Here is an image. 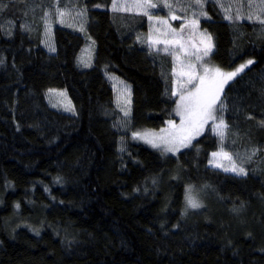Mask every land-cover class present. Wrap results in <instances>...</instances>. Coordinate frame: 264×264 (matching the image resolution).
Returning a JSON list of instances; mask_svg holds the SVG:
<instances>
[{"label": "trees", "instance_id": "1", "mask_svg": "<svg viewBox=\"0 0 264 264\" xmlns=\"http://www.w3.org/2000/svg\"><path fill=\"white\" fill-rule=\"evenodd\" d=\"M113 1L0 0V264H264V23L202 0L210 64L254 63L224 90L223 140L209 126L165 155L134 134L177 120L175 57ZM113 76L131 89L127 115ZM49 91L74 111L53 109ZM219 151L247 174L212 167ZM189 192L201 207L187 208Z\"/></svg>", "mask_w": 264, "mask_h": 264}, {"label": "rangeland", "instance_id": "2", "mask_svg": "<svg viewBox=\"0 0 264 264\" xmlns=\"http://www.w3.org/2000/svg\"><path fill=\"white\" fill-rule=\"evenodd\" d=\"M191 1L194 2V0ZM229 1L230 0H222V5L224 6L227 17L233 15L240 17L242 13L246 11V16L248 19L264 20V0H231L230 2H232L233 5H229ZM183 2L184 0H114L111 7L115 13L121 15L126 14L131 16L135 15L146 17L149 24L147 38L151 48L155 50H162L174 55L176 61L174 71V94L178 99L177 105L180 102L181 93L187 95L188 92L193 91L195 87L199 85L200 81L198 77L204 75V68L209 69V72L205 77V87L212 86L213 81H218L220 79V77L217 76L214 71H212L217 67L210 64L211 62L209 57L203 55L205 46L207 44V36L210 35L202 31L199 28L198 22L194 20V16H203V14H201V8L204 3H202V0H199L198 4L200 6L192 10V13H188L189 10L186 8L180 9L178 12H176V7H179ZM146 3L155 4L156 7H135L137 4ZM240 3L243 4L240 5ZM113 5H116V7L114 8ZM168 5H171V7H168ZM243 8H245L244 11H242ZM60 13H63V11ZM82 17L83 15L81 13L76 14L74 18H70L68 16L64 17L63 13V15H59V20L63 21V23L73 26L74 28L82 29L81 26L83 25L80 22ZM48 22L51 26L48 27V30L51 32L52 24L50 21ZM212 45L214 47L213 40ZM213 47L211 53L213 52ZM93 55V46L88 44L80 56L81 65L84 67L90 66L93 60ZM189 66H191V71L197 77V79H195L192 84L187 83L189 77L186 73H188L190 70ZM218 69H220L221 72L227 73L219 67ZM111 79L114 82L113 87L116 95V104L118 107H123L126 111L131 103V89L129 85H126L114 76ZM227 85L228 82L223 85V90L219 94L220 101ZM48 98L50 101L49 104L53 109L65 113L72 112V109L74 111L73 105L71 104L65 91H49ZM128 101H130V103H128ZM217 108H219V101L217 102ZM216 115L218 117V111ZM176 119L177 120L175 121H171V123L169 122L164 128L158 130H144L135 133V141L143 143L154 150L161 151L165 155L178 156L180 152L188 149L195 140L200 138L206 132L209 126L212 127V130L217 135L214 125L219 123V118L216 120H208L200 130L199 134L189 133V131H187L188 125L184 120H182V117L177 114V110ZM138 133L142 136L145 133L149 135L145 136L144 138H138ZM189 135L191 138L190 141L187 142L188 146L185 147L179 142V139ZM149 140L152 141V143H149ZM167 141H174L178 150L174 152L168 151L167 148L172 147L173 144L167 143ZM153 143L159 144L160 146L153 147ZM225 153L227 152L219 151L217 152L216 156H213L212 154L210 165L216 169H221L222 171H225V168H229L230 170L225 172L238 175L235 171H232L231 168L233 165H235L236 168L239 167L236 166L232 157L228 153L227 156H225ZM228 157H231V160H229ZM189 199L199 203L198 199L195 194L191 192H189L187 195V208L194 209L190 207Z\"/></svg>", "mask_w": 264, "mask_h": 264}, {"label": "snow or ice", "instance_id": "3", "mask_svg": "<svg viewBox=\"0 0 264 264\" xmlns=\"http://www.w3.org/2000/svg\"><path fill=\"white\" fill-rule=\"evenodd\" d=\"M202 6V5H201ZM115 8L116 5H113ZM135 7L143 8V7H156L155 4L146 3V4H137ZM168 7H171V5H168ZM147 14V13H145ZM63 15V13H61ZM261 23H264V20H261ZM212 37L207 36V44L205 46V50L203 55L208 56L212 51ZM254 61L248 60L246 64L241 65L236 71L233 72H221L220 69L216 68L213 69L217 76L220 77L218 81H213L212 86L205 87V77L207 76L209 69L204 68V75H201L198 77L200 83L198 86L195 87L193 91L188 92L187 95H184L183 93L180 94V102L177 105V114L182 117V120H184L187 125V131L189 133H195L199 134L200 130L203 128L204 124L207 123L208 120H216L218 117L216 115L217 111L223 110V101H220V92L223 90V85L227 83L229 80L234 78L238 75V73L243 72L245 68H247L249 65L253 64ZM189 72L186 73L189 77L187 83L192 84L197 77L195 74L191 71V66H189ZM219 101V108H217V102ZM130 103V101H128ZM125 114H128V111H125ZM171 123V122H170ZM174 126V125H173ZM216 133L218 136L221 137V140H223L224 137V129L227 127L222 117H219V123H216L214 125ZM149 134L145 133L143 136L141 134H137L138 138H144ZM191 136H185L181 137L179 139V142L183 144V146H188V141H190ZM149 143H152V141H148ZM167 143L173 144L172 147H168V151H177L178 148L175 146L174 141H167ZM159 144L153 143V147H159ZM217 153H213V156H216ZM227 156V153L224 154ZM229 160H231V157H228ZM220 166V165H217ZM230 170L229 168H225V171ZM232 171H235L238 175H246V171L243 167L236 168L235 165L231 168ZM189 205L192 208H199L202 205L199 203L189 199Z\"/></svg>", "mask_w": 264, "mask_h": 264}]
</instances>
